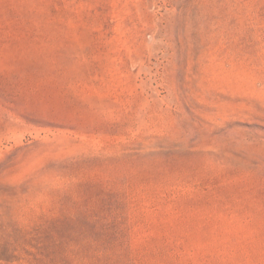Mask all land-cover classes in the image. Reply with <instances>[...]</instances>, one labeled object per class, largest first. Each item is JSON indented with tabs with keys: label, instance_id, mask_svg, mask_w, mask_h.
Wrapping results in <instances>:
<instances>
[{
	"label": "rangeland",
	"instance_id": "1",
	"mask_svg": "<svg viewBox=\"0 0 264 264\" xmlns=\"http://www.w3.org/2000/svg\"><path fill=\"white\" fill-rule=\"evenodd\" d=\"M0 264H264V0H0Z\"/></svg>",
	"mask_w": 264,
	"mask_h": 264
}]
</instances>
